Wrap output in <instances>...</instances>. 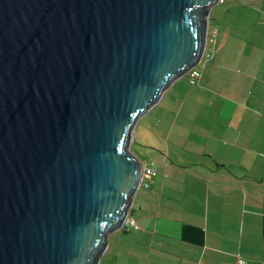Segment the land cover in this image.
<instances>
[{
	"label": "water",
	"instance_id": "obj_1",
	"mask_svg": "<svg viewBox=\"0 0 264 264\" xmlns=\"http://www.w3.org/2000/svg\"><path fill=\"white\" fill-rule=\"evenodd\" d=\"M219 2L0 0V264H105Z\"/></svg>",
	"mask_w": 264,
	"mask_h": 264
},
{
	"label": "crops",
	"instance_id": "obj_2",
	"mask_svg": "<svg viewBox=\"0 0 264 264\" xmlns=\"http://www.w3.org/2000/svg\"><path fill=\"white\" fill-rule=\"evenodd\" d=\"M210 18L197 84L186 75L145 119L136 156L157 175L105 264H264V0H220Z\"/></svg>",
	"mask_w": 264,
	"mask_h": 264
},
{
	"label": "built area",
	"instance_id": "obj_3",
	"mask_svg": "<svg viewBox=\"0 0 264 264\" xmlns=\"http://www.w3.org/2000/svg\"><path fill=\"white\" fill-rule=\"evenodd\" d=\"M216 36H217V29H209V36H208V44H207V51L204 53V57L202 59V62L199 66L203 64L204 59H211L212 54L209 51V45L215 46L216 44ZM197 66L196 68H193L191 71H189V83L192 85L197 84V81L199 80L201 76V69ZM157 168L155 167V164L153 163L151 166H147L142 171V184L140 185L141 188L148 189L149 186L152 184V180L157 175ZM123 229L126 230V232H129L131 230H138L140 229L139 224L137 221L129 216L126 220V223L124 224ZM237 263L236 264H247L248 262L243 258L241 255L237 254Z\"/></svg>",
	"mask_w": 264,
	"mask_h": 264
},
{
	"label": "rangeland",
	"instance_id": "obj_4",
	"mask_svg": "<svg viewBox=\"0 0 264 264\" xmlns=\"http://www.w3.org/2000/svg\"><path fill=\"white\" fill-rule=\"evenodd\" d=\"M215 26L212 24V25H210V29H213ZM209 50L210 51H212V50H214V48H213V46L212 45H209ZM204 62H206L207 63V59H205V61ZM203 66H206L205 64H203ZM202 66V67H203Z\"/></svg>",
	"mask_w": 264,
	"mask_h": 264
},
{
	"label": "trees",
	"instance_id": "obj_5",
	"mask_svg": "<svg viewBox=\"0 0 264 264\" xmlns=\"http://www.w3.org/2000/svg\"><path fill=\"white\" fill-rule=\"evenodd\" d=\"M210 51V50H209ZM205 60V59H204ZM203 63H204V61H203ZM188 76H189V74H187ZM189 80H190V78H189ZM124 231H125V233H126V230L125 229H123Z\"/></svg>",
	"mask_w": 264,
	"mask_h": 264
}]
</instances>
